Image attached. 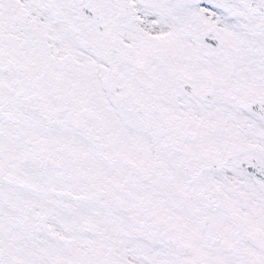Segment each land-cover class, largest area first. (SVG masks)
<instances>
[{"label": "snow or ice", "instance_id": "obj_1", "mask_svg": "<svg viewBox=\"0 0 264 264\" xmlns=\"http://www.w3.org/2000/svg\"><path fill=\"white\" fill-rule=\"evenodd\" d=\"M0 264H264V0H0Z\"/></svg>", "mask_w": 264, "mask_h": 264}]
</instances>
